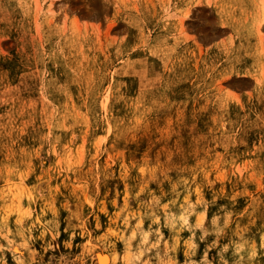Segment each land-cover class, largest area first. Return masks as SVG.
Masks as SVG:
<instances>
[{
	"label": "rangeland",
	"instance_id": "1",
	"mask_svg": "<svg viewBox=\"0 0 264 264\" xmlns=\"http://www.w3.org/2000/svg\"><path fill=\"white\" fill-rule=\"evenodd\" d=\"M98 259L264 264V0H0V264Z\"/></svg>",
	"mask_w": 264,
	"mask_h": 264
},
{
	"label": "bare ground",
	"instance_id": "2",
	"mask_svg": "<svg viewBox=\"0 0 264 264\" xmlns=\"http://www.w3.org/2000/svg\"><path fill=\"white\" fill-rule=\"evenodd\" d=\"M107 256V255H106ZM100 258V257H99ZM99 260V259H98ZM98 262H100V264H106V262L105 261H103V260H99Z\"/></svg>",
	"mask_w": 264,
	"mask_h": 264
}]
</instances>
